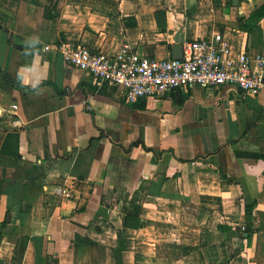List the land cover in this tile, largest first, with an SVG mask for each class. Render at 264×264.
I'll return each instance as SVG.
<instances>
[{"label":"crops","instance_id":"1","mask_svg":"<svg viewBox=\"0 0 264 264\" xmlns=\"http://www.w3.org/2000/svg\"><path fill=\"white\" fill-rule=\"evenodd\" d=\"M218 32L264 68V0H0V264H264V92L128 103L57 48Z\"/></svg>","mask_w":264,"mask_h":264},{"label":"built area","instance_id":"2","mask_svg":"<svg viewBox=\"0 0 264 264\" xmlns=\"http://www.w3.org/2000/svg\"><path fill=\"white\" fill-rule=\"evenodd\" d=\"M57 48L66 64L88 72L99 84L118 86L120 96L128 103L159 97L188 85L233 86L241 93L251 94L264 92L261 57L253 59L245 51H233L220 32L211 38L184 41L180 58L150 57L126 46L115 54L84 44H62ZM54 194L65 199L73 196L72 189L66 185L56 186Z\"/></svg>","mask_w":264,"mask_h":264},{"label":"water","instance_id":"3","mask_svg":"<svg viewBox=\"0 0 264 264\" xmlns=\"http://www.w3.org/2000/svg\"><path fill=\"white\" fill-rule=\"evenodd\" d=\"M183 41H184L183 38L180 37V41L176 44L177 46L174 48L173 58H180L182 56V42Z\"/></svg>","mask_w":264,"mask_h":264},{"label":"trees","instance_id":"4","mask_svg":"<svg viewBox=\"0 0 264 264\" xmlns=\"http://www.w3.org/2000/svg\"><path fill=\"white\" fill-rule=\"evenodd\" d=\"M0 74H2V76L4 77L5 80H8L9 79V76L6 72L0 70Z\"/></svg>","mask_w":264,"mask_h":264}]
</instances>
